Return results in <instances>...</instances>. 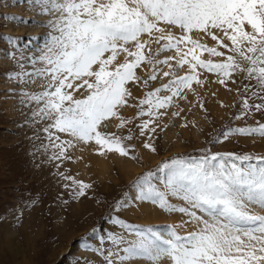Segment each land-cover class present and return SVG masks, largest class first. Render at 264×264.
Instances as JSON below:
<instances>
[{"label": "snow or ice", "instance_id": "1", "mask_svg": "<svg viewBox=\"0 0 264 264\" xmlns=\"http://www.w3.org/2000/svg\"><path fill=\"white\" fill-rule=\"evenodd\" d=\"M10 2L26 4L36 17L45 18L0 16L5 24L47 29L38 53H29L23 38L0 39L9 46L4 58L13 62L8 81L18 85L41 81V92L20 95L37 106L32 111L33 121L46 122L43 132L48 144L44 152L52 150V161L70 160L69 149L93 142L99 155L116 153L137 159L134 149L126 144L133 139L131 131L124 136L102 129L113 120L120 130L132 124L121 109L135 107L129 103L132 92L127 85L140 81L136 70L142 66L151 67L144 85L161 75L172 79L140 100L137 117L149 119L136 125L139 137L156 132L151 125L167 114L161 109L170 108L175 98L186 99L182 96L185 89L192 90L193 83L203 86L201 72L215 74L216 82L225 87L229 81L236 83L234 76L243 73L248 83L242 93L243 111L235 119L254 113L264 116V0ZM174 29L180 34H174ZM208 38L213 42L211 47L201 42ZM169 52L174 55L158 58ZM204 53L209 59L202 58ZM121 56L123 61L118 62ZM213 57L221 59L214 62ZM186 65L187 74L178 75ZM163 67L168 70L163 71ZM161 92L170 95L161 97ZM233 135L264 138V123L257 121L256 126L229 128L222 133L223 139ZM143 147L156 152L152 143H143ZM61 177L70 181L65 188L74 186L75 199L84 197L91 187L72 176L61 173ZM132 188L134 194L125 195L115 212L134 203H147L188 217L186 223L194 224L196 230L182 236L169 228L165 235L113 218L115 227L135 239L128 241L110 232L107 240L114 247L107 252L92 247L87 238L80 241L82 248L102 256L106 264H132L134 260L159 264L165 258L171 264H264V155L213 153L198 159L174 158L137 178ZM169 197L186 206L171 204ZM98 239L103 245L105 237Z\"/></svg>", "mask_w": 264, "mask_h": 264}, {"label": "rangeland", "instance_id": "2", "mask_svg": "<svg viewBox=\"0 0 264 264\" xmlns=\"http://www.w3.org/2000/svg\"><path fill=\"white\" fill-rule=\"evenodd\" d=\"M5 15L29 20L45 19L36 17L26 4L12 5L10 0H0V16ZM47 31L34 26L5 24L0 20V37L23 38L29 53H38L43 48ZM201 42L213 46L210 38ZM8 48L7 43L0 39V264H106L102 256L82 248L80 241L87 238L92 247H102L107 252L114 247L107 240L110 232L123 235L125 240H134V235L113 225V218L117 217L134 227L156 229L165 235L169 228L175 229L179 235H187L196 230L195 225L186 223L189 218L180 213H168L147 203H134L120 213L114 208L125 195L134 194L132 185L137 178L146 172H155L162 163L174 158L198 159L213 153L264 155V138L233 135L223 139L222 136L229 128L256 126L257 121L264 123V116L260 113L235 119L243 111L242 93L248 83L243 73L234 76L236 83L229 81L225 87L216 82L215 74L201 72L203 86L193 83L191 95L185 93L186 99L175 98L170 108L161 109L167 114L151 125L156 127V132L139 137L136 125L149 119L147 116L137 117L140 100L147 92L172 79L169 76L144 85L151 67L142 66L136 70L140 81L127 85L132 92L129 103L135 107L121 109L122 115L132 124L120 130L116 127L118 122L113 120L102 129L124 136L131 131L133 139L126 144L134 149L132 154L137 159H125L132 167H125L115 157L116 153H107L101 163L86 156L82 146L69 149L70 160L52 161L49 159L52 150L44 152V145L48 144L43 132L46 122L33 121L32 111L37 106L20 95L21 92H41V81L26 85L9 82L7 74L13 71V62L4 58ZM152 49L156 50L155 44ZM202 58L209 59L206 53ZM211 59L215 62L221 58ZM143 70L144 73L141 72ZM186 74L185 71L179 75ZM203 74L215 80L208 81ZM160 95L163 97L170 93L161 92ZM77 97L82 98L79 93ZM143 107L147 109L146 105ZM173 112H179V115H171ZM146 142L152 143L156 152L145 149L143 143ZM61 173L89 184L91 187L86 190V195L75 199L74 186L65 188L70 181L62 179ZM157 186L164 190L162 185ZM169 202L177 207L186 206L183 201L171 197ZM179 223L193 227V230L181 232ZM100 236L105 237L103 245L98 239ZM140 262L149 263L145 260Z\"/></svg>", "mask_w": 264, "mask_h": 264}, {"label": "bare ground", "instance_id": "3", "mask_svg": "<svg viewBox=\"0 0 264 264\" xmlns=\"http://www.w3.org/2000/svg\"><path fill=\"white\" fill-rule=\"evenodd\" d=\"M34 30V29H33ZM174 31V34H176V35H179L180 33H179V30H177V29H174L173 30ZM193 37H195V34H193ZM203 41V40H202ZM154 46V44L152 45V47ZM157 47V46H156ZM169 55H174V53H171V52H169V53H164V54H161L158 58L159 59H161V60H163L166 56H169ZM123 61V57L121 56L120 58H119V60H118V62L119 61ZM172 63L173 64H175V61H172ZM144 68H145V66H144ZM186 69H187V65L185 66V69H182V70H180L177 74L179 75V74H181V73H183V72H185L186 71ZM162 70L163 71H167L168 69H167V67H163L162 68ZM144 71L145 70H143V71H141V72H143L144 73ZM206 78L208 77V81H209V79L210 80H215L214 78H212L211 76H208L207 74H203ZM165 79V77H163L162 75L161 76H159L158 77V79H157V81H162V80H164ZM205 82H206V80H205ZM210 83V82H209ZM211 85V84H210ZM208 85H206V87H207ZM213 86V85H212ZM132 88V87H131ZM135 88V87H134ZM137 90V89H136ZM193 91V90H192ZM192 91L191 90H189V89H185L184 90V92L182 93V95L184 94L185 95V93H189L190 95H191V93H192ZM191 92V93H190ZM198 112V111H197ZM196 112V113H197ZM198 114V113H197ZM77 147H79V146H82V147H84V151H85V155L86 156H89V157H91V158H95V159H98V160H100L101 161V163H103L104 162V160H105V156L107 155H99L98 154V151H97V148H98V146H96L95 144H94V142L93 143H91V144H87V145H85V144H82V143H78L77 145H76ZM115 157L116 158H118V160L120 161V162H122V164L125 166V167H129V168H131L132 167V165L125 159V158H123V157H121V156H119L118 154H115ZM80 163V162H79ZM105 164V163H104ZM144 216V215H143ZM186 217V216H185ZM184 219V218H183ZM161 220H163V219H161ZM165 220H168V217H167V219H165ZM179 220V219H178ZM181 220V219H180ZM177 221V220H176ZM184 221V220H183ZM168 223V222H167ZM176 223V222H175ZM193 227H188V226H184V225H182V224H180L179 223V226H178V229L182 232V231H188V230H190V229H192ZM194 229H196V227L194 226ZM193 230V229H192ZM142 264V262H140V260H138V261H132V264ZM145 264V263H144ZM149 264V263H148ZM159 264H171V262L168 260V259H162L160 262H159Z\"/></svg>", "mask_w": 264, "mask_h": 264}]
</instances>
